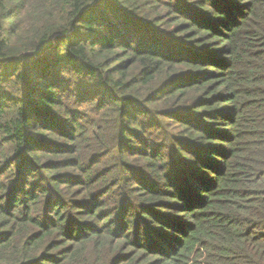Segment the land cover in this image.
Masks as SVG:
<instances>
[{"label": "trees", "instance_id": "1", "mask_svg": "<svg viewBox=\"0 0 264 264\" xmlns=\"http://www.w3.org/2000/svg\"><path fill=\"white\" fill-rule=\"evenodd\" d=\"M0 264H264V0H0Z\"/></svg>", "mask_w": 264, "mask_h": 264}, {"label": "rangeland", "instance_id": "2", "mask_svg": "<svg viewBox=\"0 0 264 264\" xmlns=\"http://www.w3.org/2000/svg\"><path fill=\"white\" fill-rule=\"evenodd\" d=\"M164 14H166V15H164L165 16V19H164V21H163V28H167L166 27V25H171L172 27L171 28H173L175 25L174 24H172L173 22H177L173 17H172V14L171 13H169L168 11H166V10H164ZM179 23H182V22H179ZM214 43L215 44H217L218 42L217 41H214ZM173 136L171 135L170 137H169V139H171ZM172 143V141H169L168 143H167V146H169L170 144ZM169 150V149H168Z\"/></svg>", "mask_w": 264, "mask_h": 264}]
</instances>
